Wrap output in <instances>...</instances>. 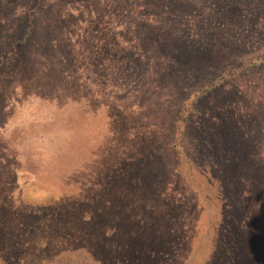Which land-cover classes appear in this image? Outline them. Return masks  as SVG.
Wrapping results in <instances>:
<instances>
[{"label":"rangeland","instance_id":"374dc122","mask_svg":"<svg viewBox=\"0 0 264 264\" xmlns=\"http://www.w3.org/2000/svg\"><path fill=\"white\" fill-rule=\"evenodd\" d=\"M264 0H0V264H264Z\"/></svg>","mask_w":264,"mask_h":264},{"label":"trees","instance_id":"16d2710c","mask_svg":"<svg viewBox=\"0 0 264 264\" xmlns=\"http://www.w3.org/2000/svg\"><path fill=\"white\" fill-rule=\"evenodd\" d=\"M256 64H264V55L261 58L255 59L252 61L251 65L254 66Z\"/></svg>","mask_w":264,"mask_h":264}]
</instances>
